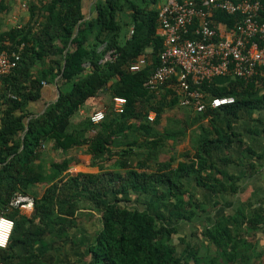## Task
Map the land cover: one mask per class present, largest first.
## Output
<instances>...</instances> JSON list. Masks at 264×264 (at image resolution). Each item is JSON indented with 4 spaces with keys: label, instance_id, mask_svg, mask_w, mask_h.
<instances>
[{
    "label": "trees",
    "instance_id": "16d2710c",
    "mask_svg": "<svg viewBox=\"0 0 264 264\" xmlns=\"http://www.w3.org/2000/svg\"><path fill=\"white\" fill-rule=\"evenodd\" d=\"M159 1L47 0L32 22L0 34V52L19 54L17 66L0 78V215L13 220L8 243L0 248L3 264H46L38 245L50 237L66 239L97 214L101 227L85 243L82 264H264L256 238L264 233V200L241 201L231 214L193 233L195 242L180 227L199 224L207 209L188 196L184 178L193 175L214 197L238 191L240 176L218 166L229 159L213 160L212 151L230 147L239 134L222 132L218 121L237 118L243 108L264 110V75L233 77L224 85L203 81L206 94L233 96L234 102L202 112L178 102L175 77L149 86L163 47ZM259 17L264 20V12ZM213 19L233 29L240 15L214 9ZM139 56L146 66L130 71ZM44 84L55 85L57 97L36 113L30 104L40 99ZM102 90L126 99L123 112L108 109L98 124L90 121L92 112L75 120ZM174 107L185 109L183 116L165 117ZM150 111L153 120L147 118ZM188 129L191 148L177 163L174 155L158 160L166 141L182 140ZM47 141L57 155L86 146L90 165L99 171L67 172L70 159L62 156L46 166ZM129 157L137 159L135 165ZM17 194L33 197L31 210L10 205ZM134 202L142 207H130Z\"/></svg>",
    "mask_w": 264,
    "mask_h": 264
},
{
    "label": "built area",
    "instance_id": "2783aa9c",
    "mask_svg": "<svg viewBox=\"0 0 264 264\" xmlns=\"http://www.w3.org/2000/svg\"><path fill=\"white\" fill-rule=\"evenodd\" d=\"M239 14L233 29L213 19V10ZM264 0H164L158 6V33L163 37L159 64L150 74L147 83L158 87L175 77L174 91L181 105L197 112L219 108L234 102L233 96H214L200 88L203 81L217 78L252 79L264 75ZM222 27V31L220 30ZM109 51L104 60L110 58ZM19 60L18 53L0 52V78L11 72ZM147 64L145 56L131 62L129 70L140 71ZM126 99L111 98V107L98 108L90 115L93 124L100 123L108 109L121 113ZM155 113L147 115L153 120ZM21 210H31L34 199L17 194L10 203ZM13 220L0 215V248H5ZM0 264H3L0 261Z\"/></svg>",
    "mask_w": 264,
    "mask_h": 264
},
{
    "label": "crops",
    "instance_id": "0c3cea01",
    "mask_svg": "<svg viewBox=\"0 0 264 264\" xmlns=\"http://www.w3.org/2000/svg\"><path fill=\"white\" fill-rule=\"evenodd\" d=\"M47 0H1L0 2V34L11 28L22 27L33 21V17L41 11L39 9ZM164 0H160L157 6H160ZM86 17L90 14V6L86 8ZM222 27L220 26V30ZM222 31V30H221ZM227 78H217L218 84H226ZM1 85V82H0ZM55 85L44 84L42 86L41 96L38 101L32 102L30 107L34 112L42 111L43 108L57 97ZM111 97L106 90L99 91L96 97L89 99L79 109L75 120H82L84 116H88L95 109L110 106ZM185 110V109H184ZM183 110V111H184ZM153 112V111H152ZM149 113V112H148ZM166 117V115H165ZM218 126L222 132H236L239 135L234 139L230 147L215 149L212 151L213 160L228 158V164H218L221 170L228 174L240 176L238 180V191L236 193H221L218 197L200 187L195 183V177L190 175L183 179L184 187L189 192V197L202 201L206 206L207 215L202 217V221L198 224L201 226L206 223H213L218 215L232 213L237 205L246 199H250L253 204L259 200H264V110L243 108L238 113L237 118H229L224 116L218 121ZM194 128V127H192ZM187 135L182 140L174 142L171 139L172 146L175 148L178 144H182L179 149L180 153L191 148V136L189 129ZM193 130L191 131V133ZM246 148L253 151L251 155ZM46 155L50 158L66 157L70 159L67 172H91L99 171L97 166L90 165L91 154L86 146L77 147L68 150L62 154L58 151V155H54L57 150L52 148V141H47L43 145ZM122 150L118 149V154ZM179 154V153H178ZM177 154V155H178ZM172 156L169 155V157ZM168 157V158H169ZM173 161L175 165L179 160V155ZM158 160L164 161L163 152L158 155ZM137 159L129 157L128 164L135 165ZM113 159L106 164H112ZM221 163V162H219ZM218 203L213 205L214 201ZM97 214L95 217H97ZM100 216V215H99ZM96 222L98 228H94V221L81 222L69 232L66 239H58L50 237L44 245L36 247L40 253L42 260L46 264H77L86 258L85 243L94 233L101 227V219ZM258 247L262 252L261 260L264 262V233H260ZM203 264V263H201Z\"/></svg>",
    "mask_w": 264,
    "mask_h": 264
},
{
    "label": "rangeland",
    "instance_id": "374dc122",
    "mask_svg": "<svg viewBox=\"0 0 264 264\" xmlns=\"http://www.w3.org/2000/svg\"><path fill=\"white\" fill-rule=\"evenodd\" d=\"M165 115H167V117L169 118H174L175 116L176 117H181L183 116V110L181 108H178V107H174V108H171V109H168L166 110V113ZM166 123V122H165ZM164 123V124H165ZM163 124V123H162ZM191 134V132H190ZM183 146L182 144H178V146H176L175 148L172 146L171 144V141L167 140L166 143H165V148H164V151H163V155L165 157V159H168L169 155H174V156H178L180 154V151L183 149H181L180 147ZM179 149H181L179 151ZM179 153V154H178ZM178 154V155H177ZM54 155H57L56 153ZM42 159L43 161L45 162L44 164L47 166L48 163L50 162V160L52 158L48 157L46 155V153L42 156ZM175 162V161H174ZM36 191L37 193H40L42 191V186L39 185L37 188H36ZM133 205H131L130 207H142L141 204H137V203H132ZM207 215V212L205 211L204 213H202V217L206 216ZM100 219V216L98 215L97 217H94L91 221H94L93 225L96 223V222H99L98 220ZM100 223V222H99ZM197 224V225H196ZM182 227V230H181V234L184 236H186L187 238L186 239H191L192 242H195L197 240V237L196 235L192 236L193 233H195L196 231L199 232V229H201V226L198 225V223L196 222L194 225H192L191 223L188 224L187 222L185 223H181V226ZM94 228H98L97 225L95 224V227ZM259 235L260 233L257 232L256 234V238L257 240L259 241ZM183 248V245H177V251L180 252L181 249ZM77 264H82V261H79ZM192 264V263H191Z\"/></svg>",
    "mask_w": 264,
    "mask_h": 264
},
{
    "label": "water",
    "instance_id": "95a60500",
    "mask_svg": "<svg viewBox=\"0 0 264 264\" xmlns=\"http://www.w3.org/2000/svg\"><path fill=\"white\" fill-rule=\"evenodd\" d=\"M56 90H57V88H56ZM57 93H58V91H57Z\"/></svg>",
    "mask_w": 264,
    "mask_h": 264
}]
</instances>
